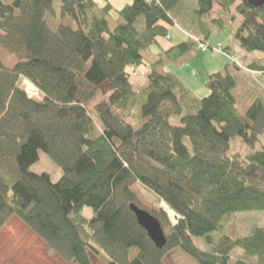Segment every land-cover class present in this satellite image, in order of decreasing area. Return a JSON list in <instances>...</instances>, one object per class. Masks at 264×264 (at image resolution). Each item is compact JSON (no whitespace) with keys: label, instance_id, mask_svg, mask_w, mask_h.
<instances>
[{"label":"trees","instance_id":"1","mask_svg":"<svg viewBox=\"0 0 264 264\" xmlns=\"http://www.w3.org/2000/svg\"><path fill=\"white\" fill-rule=\"evenodd\" d=\"M181 1L0 0V48L15 57L11 66L0 59V230L15 217L74 264H92V257L164 264L174 249L196 264H264L263 225L247 235L222 231L233 214L264 211V143L230 153L236 136L250 148L259 141L264 107L256 100L239 112L232 90L240 68L230 58L208 75L203 97L167 70L198 50L191 36L162 49L174 25L169 11ZM196 1L193 18L203 33L197 39L205 44L232 26L234 10L241 19L224 51L234 58V47L242 57L261 54L247 67L264 71V5ZM215 8L226 14L212 15ZM152 45L159 47L155 54ZM23 79L37 97L27 95ZM102 87L105 97L92 106ZM134 110L137 127L127 121ZM40 152L61 169L56 181L31 170ZM136 183L171 209L174 223L163 208L141 203ZM130 203L158 219L163 248L138 224ZM84 207L92 209L90 218ZM235 249L241 258H232Z\"/></svg>","mask_w":264,"mask_h":264},{"label":"rangeland","instance_id":"2","mask_svg":"<svg viewBox=\"0 0 264 264\" xmlns=\"http://www.w3.org/2000/svg\"><path fill=\"white\" fill-rule=\"evenodd\" d=\"M119 1L122 2V0ZM99 3L104 4L103 1H99ZM196 8V0H182L169 11V14L174 21V25L169 27V35L171 39H168V42L176 44L191 35L193 36L192 40H194V42L196 41L194 44L195 49L200 47L198 45V39L196 38L197 36L199 38L202 37L203 33L194 22L193 11ZM220 14L223 15L226 14V12L223 13L220 8H215L212 15H217V17H219ZM228 15L237 19L233 23V26L229 24L230 26L213 32L208 38L207 44L217 47L218 43H221L223 47H226L227 45H231L233 43V27L235 26L237 28L239 26V21L241 18L234 10H232L231 13H228ZM169 35L167 34V38H169ZM152 46L158 48L156 45ZM223 54L226 55L219 50L217 51L215 48H213V50L205 51L198 49L192 57L183 60V62L181 61V63H173L168 65L167 70L179 77L184 78L186 83H189L192 86H198L196 93L198 94V97H203L208 93L207 88L204 86V81H206L208 75L212 73V71H216V69L221 70L223 68L222 64H226V62L229 61V57L226 55V58ZM255 54L258 55V53ZM249 56L251 55L244 54L243 57L236 58L237 66L240 68V70L236 73L237 84L232 92L235 96L236 106L240 113H244L247 107L256 100L260 101L264 107V72L259 74L254 71H250L247 67L248 64H252L254 62L256 63L261 59L257 58L255 55L254 58ZM0 59L5 66H11L15 62V57L1 48ZM140 75L141 76L138 77L141 82V84L139 83V87H141L144 82V74L140 73ZM20 85L23 86L29 97H37L38 91L32 83L26 79H23L21 80ZM30 85L33 86L31 89ZM105 91L106 87H102V93L98 99L93 100L92 106L105 97ZM92 106L90 107V110L92 109ZM90 114L93 118L95 126L99 130V120L97 119L95 113L90 111ZM127 121H130L136 127L139 126L135 110L131 112V116H129ZM170 122L172 124H177V117L171 116ZM262 143H264V134L260 136L259 141L256 142L253 148L245 145L241 138L236 136L230 141V153L238 152L241 154H246L253 150L259 149ZM31 170L34 172H47L53 181H56L61 176V169L53 164L43 152L39 153V161L31 167ZM133 189L141 203L144 205L152 208L161 207L166 212H168L164 206L165 204L163 202L157 203L153 193H151L140 183H136L133 186ZM82 214L85 217L90 218L92 216V209L89 207H84ZM168 216L170 221L174 223L175 214L173 212L172 214L168 212ZM257 225L264 226V211H243L231 215L229 224L222 231L229 235H247L250 233L251 229ZM220 233V231H216L213 235L214 238L219 236ZM195 243L203 249L208 248L204 238H196ZM135 254L136 250L133 249L130 253V256L133 257ZM231 256L233 259H237L241 258L242 254L239 249H235ZM163 262L164 264H196L192 259H190L178 249H174L167 253L163 258ZM0 264L74 263L65 262L61 258L57 257V255L53 253L41 239H39L32 231L25 227L21 221L13 217L0 230Z\"/></svg>","mask_w":264,"mask_h":264},{"label":"water","instance_id":"3","mask_svg":"<svg viewBox=\"0 0 264 264\" xmlns=\"http://www.w3.org/2000/svg\"><path fill=\"white\" fill-rule=\"evenodd\" d=\"M248 3L254 7H262L264 0H247ZM130 210L134 213L138 224L144 228L148 237L154 243V245L161 249L166 243L165 234L158 219L153 216L146 209L137 206L134 203L129 204ZM170 209V208H169ZM171 210V209H170Z\"/></svg>","mask_w":264,"mask_h":264},{"label":"crops","instance_id":"4","mask_svg":"<svg viewBox=\"0 0 264 264\" xmlns=\"http://www.w3.org/2000/svg\"><path fill=\"white\" fill-rule=\"evenodd\" d=\"M114 2L115 3H117V5H121V4H119L120 3V1L119 0H114ZM194 20L196 21V19L194 18ZM195 24H196V22H195ZM232 26H233V24H232ZM236 29V27L234 26L233 27V31ZM169 32V31H168ZM169 34V33H168ZM196 36V35H195ZM198 37V36H197ZM171 39V38H170ZM183 40H185V39H183ZM207 42H208V40H207ZM177 44V43H176ZM176 44H172V43H170V42H168L166 39H164L162 42H161V46H162V49H164V50H168L170 47H172V46H174V45H176ZM159 48V47H158ZM158 48H155V47H153V46H151L150 48H149V51H150V53H157L158 52ZM234 49L238 52V55H239V57H242V55H241V53L238 51V49L236 48V47H234ZM224 55V54H223ZM249 55H251V56H249V57H257V58H259V59H262V56H260L261 54H258V55H256L255 53H254V55L253 54H249ZM225 57H226V55H224ZM227 58V57H226ZM222 62H224V61H222ZM221 64V63H220ZM223 66L225 65V63H223L222 64ZM217 66V65H216ZM220 69H216V71H219ZM250 71H254V72H256V73H261V72H264V71H256V70H252V69H249ZM146 69H143V70H140V72L141 73H143V74H145L146 73ZM171 72V71H170ZM209 72H211V71H209ZM213 72H215V71H212V73ZM172 73V72H171ZM201 74H203V73H201ZM207 74V73H206ZM211 74V73H210ZM179 77V76H178ZM179 79L181 80V82L184 84V86L188 89V90H190L191 92H192V94H194L195 96H198V94L196 93V90H197V88H198V86H192V85H190L189 83H186V81L184 80V78H182V77H179ZM58 257V256H57ZM92 264H102L100 261H98L96 258H94V257H92Z\"/></svg>","mask_w":264,"mask_h":264},{"label":"built area","instance_id":"5","mask_svg":"<svg viewBox=\"0 0 264 264\" xmlns=\"http://www.w3.org/2000/svg\"><path fill=\"white\" fill-rule=\"evenodd\" d=\"M198 45L200 46L199 49H201L202 51L209 50V48H210L207 44H204V43H202V42H199ZM214 48H215L217 51L219 50V51L222 52L221 46H220L219 44L217 45V47H214ZM211 49L213 50V47H211ZM230 59H231L232 61L236 62V59H235L234 57H231V56H230Z\"/></svg>","mask_w":264,"mask_h":264},{"label":"bare ground","instance_id":"6","mask_svg":"<svg viewBox=\"0 0 264 264\" xmlns=\"http://www.w3.org/2000/svg\"><path fill=\"white\" fill-rule=\"evenodd\" d=\"M33 86L32 85H30V89L32 88ZM165 206V208L168 210V212H170L171 214H172V211L166 206V205H164Z\"/></svg>","mask_w":264,"mask_h":264}]
</instances>
